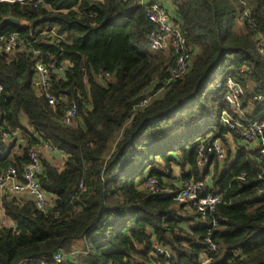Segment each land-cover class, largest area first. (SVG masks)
<instances>
[{
  "label": "trees",
  "instance_id": "1",
  "mask_svg": "<svg viewBox=\"0 0 264 264\" xmlns=\"http://www.w3.org/2000/svg\"><path fill=\"white\" fill-rule=\"evenodd\" d=\"M157 1L192 54L172 80L173 55L150 48L155 26L138 0H0V36L18 41L0 49V168L20 178L32 148L57 150L42 154L37 174L52 195L45 209L27 195L0 197L1 264H199L207 237L217 245L209 264H264V161L236 131L264 119V0ZM37 63H54L53 105L33 85ZM217 72L241 83L242 116L223 87L211 91ZM71 105L78 118L67 125ZM215 139L224 158L202 163L200 143ZM149 176L161 191L143 186ZM186 179L220 194L215 226L174 200Z\"/></svg>",
  "mask_w": 264,
  "mask_h": 264
},
{
  "label": "built area",
  "instance_id": "2",
  "mask_svg": "<svg viewBox=\"0 0 264 264\" xmlns=\"http://www.w3.org/2000/svg\"><path fill=\"white\" fill-rule=\"evenodd\" d=\"M41 1L42 0H35L34 4H39ZM138 1L141 4H145V15L155 26V30L151 33L149 38L150 48L160 51H170L173 55V61L169 66V80H172L181 75L189 67L192 55L190 46L180 28L173 24L170 11L160 1L154 0L148 3H145V0ZM243 20L242 17L238 18V21L241 23ZM17 45L18 41L14 33L8 35L6 38L0 36L1 50L12 53ZM256 46L257 50L264 55V37L260 34L258 35ZM53 66L54 63H50L48 66L37 63L36 79L33 81V85L38 88L39 91H44L43 93L46 94L47 101L51 105L55 103L56 99L51 94L47 93V90L50 85L48 72ZM57 70L62 71L63 69L62 67H58ZM220 87H223L225 90V99L234 108H240L239 100L243 94L241 84L231 77H228L226 80L219 79L212 86L211 91ZM147 100V98L144 99L141 101V104H144ZM243 114L242 112L241 116ZM77 118L78 112L75 105L68 107L62 115V121L67 125L75 124ZM224 122L230 128L237 127L228 117H224ZM236 131L243 140L258 144L260 158L264 161V119L250 121L245 127H237ZM2 135L7 137L5 132H3ZM56 151L54 146L48 141H44L38 148H32L29 152V161L21 172L20 178L17 175L15 167L8 166L5 169L0 168V197L3 193H27L28 196L34 200L38 208L45 209L50 204L52 195L45 192L41 187L37 174L41 170L42 154L44 152L52 154ZM225 152L226 148L217 139L208 143L201 142L199 145V156L202 163L208 161L209 155H214L215 159L222 160L225 156ZM243 175L244 174L241 176L242 178ZM143 186L154 192H159L163 189L160 180L155 176L147 177L144 180ZM171 190V188L167 189L168 192H171ZM172 194L175 201L188 202L190 207L199 213L203 222L211 226L216 225L217 220L213 216V213L221 196L220 194L210 192L205 181H195L192 179L183 180L177 184V190L173 191ZM0 216L5 218L1 204ZM10 224L14 225V222L10 220ZM205 242L207 246L204 252L200 254L199 264H209L212 261V254L217 247L210 237H207ZM155 249L164 254L168 259L171 257L170 253L164 248L155 246ZM53 256L57 260L61 259L59 252H56ZM150 264L160 263L152 262ZM165 264L167 263L165 262Z\"/></svg>",
  "mask_w": 264,
  "mask_h": 264
},
{
  "label": "crops",
  "instance_id": "3",
  "mask_svg": "<svg viewBox=\"0 0 264 264\" xmlns=\"http://www.w3.org/2000/svg\"><path fill=\"white\" fill-rule=\"evenodd\" d=\"M55 155H56V158L54 160H53V158H51V156H49V159L52 160V162L58 163V165H59L61 163L60 155L57 154V153H55ZM26 195L28 196L27 193H21L20 194V196H26ZM6 222H9L10 223V220H6Z\"/></svg>",
  "mask_w": 264,
  "mask_h": 264
},
{
  "label": "rangeland",
  "instance_id": "4",
  "mask_svg": "<svg viewBox=\"0 0 264 264\" xmlns=\"http://www.w3.org/2000/svg\"><path fill=\"white\" fill-rule=\"evenodd\" d=\"M216 76L218 77L217 80H219V76H220V75H219V72H217V75H216ZM217 80H216V81H217ZM215 83H216V82H215ZM215 83H214V84H215ZM240 84H241V83H240ZM241 86H242V85H241ZM242 89H243V87H242ZM243 92H244V91H243ZM240 103H241V98H240V100H239V104H240ZM236 111H238L239 114H241V113L243 112V110L240 109V108H236ZM224 147L226 148V146H224ZM80 244H81V243H80Z\"/></svg>",
  "mask_w": 264,
  "mask_h": 264
},
{
  "label": "water",
  "instance_id": "5",
  "mask_svg": "<svg viewBox=\"0 0 264 264\" xmlns=\"http://www.w3.org/2000/svg\"><path fill=\"white\" fill-rule=\"evenodd\" d=\"M6 20L8 22H12V23H15V24H17L19 22L16 18H13V17H8Z\"/></svg>",
  "mask_w": 264,
  "mask_h": 264
}]
</instances>
